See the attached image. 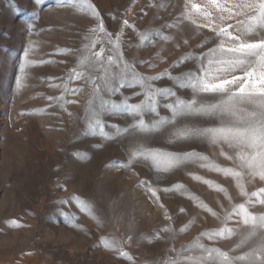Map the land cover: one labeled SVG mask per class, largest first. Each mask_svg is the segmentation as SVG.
<instances>
[{"label": "rangeland", "instance_id": "1", "mask_svg": "<svg viewBox=\"0 0 264 264\" xmlns=\"http://www.w3.org/2000/svg\"><path fill=\"white\" fill-rule=\"evenodd\" d=\"M219 2H231L236 5L233 10H241L239 0ZM194 3L213 15L210 21L194 15L198 23L218 27L237 23L202 0ZM85 4L90 7L79 0H0V264H179L202 255L195 248L182 251L195 243L232 255L252 251L246 246L231 253L247 232L233 222L236 217L224 219L245 203L232 179L203 164L186 163L164 172L155 162L131 159L142 142L146 150L163 156H206L220 168H235L231 159L224 158L234 157V152L200 140L168 143L171 126L150 137L129 131L133 124L151 127L172 119L173 113L158 105V115L126 114L123 104L142 103L143 89H121L118 81L111 80L131 66L129 76L134 72L155 78L152 88L175 91L189 101L188 91L160 77L199 74L211 60L173 65L189 54H210L218 46L214 33L183 19L185 0H85ZM220 15L225 19L220 20ZM240 19L247 21L248 16ZM125 21L132 27H124ZM101 24L108 36L91 32ZM145 34L151 40L142 44ZM110 40L118 41V51ZM99 51L114 61L105 65L111 76L81 66L82 60ZM74 70L85 75L73 78ZM105 79L110 81L107 87ZM124 82L129 84V78ZM207 100L219 102L216 97ZM96 116L102 134L89 131V124L96 128ZM177 123L181 128L220 125L207 117H182ZM244 183L249 194L264 188L258 180ZM216 186L226 189V194L214 191ZM205 206L214 215L204 211ZM222 228H239L240 233L228 241L198 239ZM122 252L132 259L120 258Z\"/></svg>", "mask_w": 264, "mask_h": 264}, {"label": "snow or ice", "instance_id": "2", "mask_svg": "<svg viewBox=\"0 0 264 264\" xmlns=\"http://www.w3.org/2000/svg\"><path fill=\"white\" fill-rule=\"evenodd\" d=\"M60 2L64 3L65 0H60ZM79 3L84 7H90L85 4V0H79ZM202 3L210 5L216 13H227V19H235L237 23L230 24L228 27H218L215 24L206 26L198 23L193 18L194 15H199L201 19L210 21L213 20L212 13L208 11L207 7L198 6L194 0H185L183 19L197 29L206 28L207 31L213 32L218 45L212 49L210 54L204 56L189 54L186 60L182 59L173 65L174 68H179L185 63L211 60L212 63H206L199 74L186 72L182 79L171 77L168 73L161 75L160 79H172L177 89L188 91L190 93L189 101L177 97L175 91L152 88L151 79L155 78L138 77L134 72L129 76L131 66L122 68V74L111 76L108 67L105 65L111 66L114 61L107 59L103 51L96 52L94 56H89L80 63L81 66H87L90 71H101L111 76L112 81H118V88L137 86L143 89L140 95L146 99H143V102L135 107L125 102L123 109L126 114L133 117H141L143 113L158 115V105L167 107L173 113L172 119L160 120L151 127L142 123L133 124L129 131L135 130L146 137H150L171 126L172 131L168 143L176 144L200 140L217 148L225 145L235 154L234 157H224L231 159L235 168H220L209 161L208 157L196 153H189L184 156L171 154L163 156L159 152L148 151L144 142L139 144L136 150L131 153L133 161L155 162L157 170L164 172H170L186 163H195L198 166L203 164L207 170L215 171L225 178L232 179L240 190V195L245 198V203L236 206L224 219L230 220L232 217H236L237 219L233 222L247 229V232L240 237L236 247L231 249V253H236L238 249L246 246H250L253 250L243 255H232L230 252L221 251L219 248L209 249L195 243L182 251H191L195 248L202 255L195 259L188 257L186 260L180 261L179 264H264V188L249 194L244 183L246 180L248 183L253 180L264 182V0H239L241 10H233L236 5L231 2L220 3L219 0H202ZM81 10L83 9L81 8ZM92 11L95 9L93 8ZM243 16H248L247 21L240 19ZM92 18L95 19V17ZM218 18L224 20L225 16L220 15ZM124 27L130 28L132 26L125 21ZM167 27L173 28L175 25H167ZM91 32L109 35L105 32L102 24L98 28L91 29ZM151 35L167 39V37L160 36V33H152ZM150 40L151 36L147 34L141 36L142 44L150 42ZM97 42L93 41V43ZM110 43L112 48L118 51V41L110 40ZM60 54L66 55L67 53ZM116 54L113 53L114 56ZM117 66L119 65L117 64ZM208 67H214V73L208 72L206 70ZM235 73L242 74L235 75ZM84 75L83 72H75L73 78ZM125 77L129 78V84H125ZM91 82L95 83L94 80ZM104 83L106 87L110 85V81L107 79L104 80ZM95 90L99 91L100 89ZM71 91L75 92L76 90L72 89ZM208 97H216L219 102L209 103ZM168 100H172V104H167L166 101ZM104 107L118 110L120 105H105ZM182 117L212 118L219 120L220 125L208 128H181L177 123V118ZM93 121L96 128H93V124H89V131H99L102 134L103 129L99 127V116L94 117ZM220 154L224 155V152L221 151ZM161 162L164 164L162 168L160 167ZM193 179L211 186L209 181H202L199 177H193ZM178 188L182 189L183 185L178 186ZM174 190L164 189L163 191ZM213 190L226 194V189L220 186H216ZM151 195L157 197L156 191H151ZM257 209L260 211H254ZM203 210L214 215L207 206ZM162 231L169 232L170 229L164 228ZM180 231L183 233L185 229ZM239 233V228H222L210 234H201L198 239L202 238L214 242L228 241ZM120 258L132 259L126 252H122ZM165 264H173V262L165 261Z\"/></svg>", "mask_w": 264, "mask_h": 264}]
</instances>
